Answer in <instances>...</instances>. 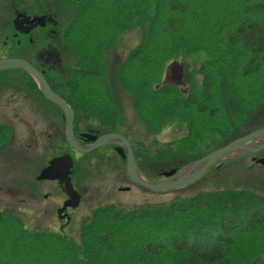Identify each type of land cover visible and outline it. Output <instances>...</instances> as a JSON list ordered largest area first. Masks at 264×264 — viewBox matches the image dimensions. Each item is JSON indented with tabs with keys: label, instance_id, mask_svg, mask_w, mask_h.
<instances>
[{
	"label": "trees",
	"instance_id": "obj_1",
	"mask_svg": "<svg viewBox=\"0 0 264 264\" xmlns=\"http://www.w3.org/2000/svg\"><path fill=\"white\" fill-rule=\"evenodd\" d=\"M73 3L78 13L66 33L73 35L76 57L69 75L72 96L80 105L99 111L101 107L104 113L111 109L103 64L104 46L111 37L102 39V30L108 28L107 21L119 31L131 29L136 26H132L135 14L146 21L141 8L147 0ZM161 14L168 17L161 30H156L160 19L152 25L149 21L150 28L143 33L145 46L129 54L118 79L152 121L186 123L187 135L176 150L189 153L207 126H216L212 120L223 109L218 98L231 96L249 115L264 101V0H169L167 11H158L156 18ZM219 39L223 47L245 55L234 68V75L246 79L240 88L228 83L224 68L228 49L223 55L216 49ZM200 50L209 51L212 59L207 63L213 67L207 64L197 70L199 92L187 66L183 83L190 87L185 94L175 85H161L169 60L180 52ZM193 201L132 212L100 207L81 229L79 249L62 236L30 233L17 217L0 212V264H264V197L227 190Z\"/></svg>",
	"mask_w": 264,
	"mask_h": 264
},
{
	"label": "rangeland",
	"instance_id": "obj_2",
	"mask_svg": "<svg viewBox=\"0 0 264 264\" xmlns=\"http://www.w3.org/2000/svg\"><path fill=\"white\" fill-rule=\"evenodd\" d=\"M40 1L41 7L45 6L46 12H50L54 25L41 30L40 39L35 44V48H31L27 40L26 46L28 45L27 48L34 61L36 59L34 54L37 50L40 52L39 55L43 52L52 54L50 57L44 56L45 59H49V63L56 55V58L54 57L56 64L38 63V65H42L46 71L43 76L53 93L72 106L70 107L75 117L74 136L87 132L98 138L106 134L122 137L131 146L137 168L151 183L164 182L166 180L164 174L179 171L207 154L264 128V101L258 105L252 115H249L245 113L248 112L247 110L244 113L241 112L235 99L224 95L223 101L216 98L218 107L221 104L223 106V109H219L221 112L216 113L217 117L212 120L216 122V126H207L193 152L182 153L176 149L180 147L177 142L179 144V140L187 135L186 123L177 119H168L164 122L152 121L145 112L143 104H139V108L136 97L123 89L118 79L121 65L131 52L145 46L143 33L149 30V21L152 25L154 20L160 19L161 22L156 30H161L163 21L168 17L166 14H161L156 18V13L164 9L167 11L169 0L161 3L159 0H147L146 6L141 8L142 16L146 21L135 14L136 19L132 26L135 24L136 26L126 31L111 27L112 23L107 21L106 28H108L102 30V39L109 36L111 41L104 46L103 64L111 97V100L108 99L107 102L111 109L102 113L101 107L99 111L97 108L80 105L72 96V87L69 82L70 71L76 64L75 53L72 49L74 41L71 42L73 35L66 36L67 28L76 18L78 9L73 0ZM175 18L182 17L176 16ZM242 18L240 16L239 20ZM50 31L56 34L55 43L52 38L55 35ZM77 31L78 28L74 32ZM0 42H4V39L2 38ZM48 46L51 47L48 48ZM216 49L222 53L228 48L223 47L219 39ZM213 50L215 52V49ZM209 54L208 50L194 53L180 52L166 63L161 85H175L185 94L190 87L183 83L184 66H187L193 73V88L199 92L201 76L197 74V70L200 66H207L209 59H212L208 56ZM228 54L224 65V68H227L228 83L236 87L243 86L246 79L243 81L240 75H234V68L241 65L245 55L230 49H228ZM220 61L217 60L218 66L221 64ZM208 67L213 66L208 64ZM217 82L222 83V80L217 78ZM25 84L26 104L29 105L30 99H34L39 104V108H36L38 110L33 114L41 118L40 125L34 134L25 132V144L30 148H23L25 152L20 160L11 159L12 155L9 153L0 155V212L17 217L26 231L30 233L62 236L68 238V242L75 246V249H79L78 237L81 229L91 221L93 213L100 207L116 206L124 212H132L148 206L167 208L176 203L187 204L193 200L197 201L202 194L227 190L264 197V166L251 163L252 157L243 155L242 158L220 163L208 169L199 180L183 188L154 192L130 180L126 170L125 153L122 152V156H118L114 149L109 148L110 146H101L85 155L71 149V158L66 157L69 161L67 170L70 173L69 186L63 182L65 181L63 173L67 165L63 171L55 167L58 159L53 160V158L59 153L54 147H50L55 142L58 145L56 149L66 151L64 143L66 140L64 141L62 137L66 129L65 116L58 107L50 105L41 94L37 95L36 89V92L28 89L30 85L34 88L37 86L27 75ZM25 115L27 116L28 112H25ZM33 137L37 138L38 143L35 148ZM62 143L65 145L60 146L59 144ZM254 158L263 159L264 150L257 152ZM61 163H64V159ZM46 165H49L51 173L41 179V169L47 167ZM67 187H72L71 189L80 198L76 208L68 212L70 220H66V217L61 219L57 215V208L61 207L66 197L69 199L66 194ZM254 208L260 207L254 205ZM62 215H65V211Z\"/></svg>",
	"mask_w": 264,
	"mask_h": 264
},
{
	"label": "flooded vegetation",
	"instance_id": "obj_3",
	"mask_svg": "<svg viewBox=\"0 0 264 264\" xmlns=\"http://www.w3.org/2000/svg\"><path fill=\"white\" fill-rule=\"evenodd\" d=\"M44 7L45 6L41 7L40 0H0V41L2 38L4 39V42H0V61H6V60L26 61L36 70L41 72L44 76L46 74L45 73L46 71L42 68V65H38V63H43L46 65L52 63L56 64L55 63L56 55H54L55 58L52 57L51 63H49V59L48 58L45 59L44 56L50 57L52 54L43 52L39 55L40 52L38 50H37L38 54L37 53L34 54V58H36L34 61L31 52L27 48L28 45L26 46V40H27L29 46L31 48H35L36 46L35 44L40 39L41 30H45L49 28L50 25L51 26L54 25L50 12H46ZM50 33L55 35V37L54 36L52 37L54 40L53 43H55L56 34L55 32L52 31H50ZM50 47L51 46H48V48ZM54 53L56 54V50L54 51ZM26 75L29 76L21 69L0 71V155H2L3 153H9L12 155L11 159L16 158L18 160L21 159L20 157L25 152L23 148L24 147L30 148L25 144V137H26L25 132H30L34 134L35 130L38 131L40 125V119H41V118H37V116L33 114L36 113V111L38 110L36 108H39L38 102H35L34 99L32 100L30 99L28 101L29 105H27L25 102ZM30 86H28V89H31L34 92H36L35 91L36 89L38 91L36 94L37 95L41 94L40 90L37 89L38 87L34 88V86L32 85L31 88ZM50 105L53 104L50 103ZM53 106L55 107V105ZM25 112H28L27 116L25 115ZM74 121H75V117H74ZM62 137L64 138L65 141L66 140L65 130L63 131ZM95 137L97 136L93 134H89L87 132H81L79 133V136H75L76 140L83 145H89L93 140V138ZM32 140L34 142L35 145L34 148H35L38 144L37 138L33 137ZM64 143L66 144L65 152H62V149H56L58 145H56L55 142H53L50 147H54L55 151H58L57 153H59V155L53 158V160L58 159V161L55 164V167L63 171L64 167L67 165L65 168V172L63 173V176L65 177V181L63 182L65 184H69L70 173L67 171L68 163H69L67 158L70 157L71 147L67 145L66 141ZM65 144L62 143L59 145L64 146ZM251 144L253 143H247L246 145H251ZM109 148L114 149L115 150L114 152L118 156H122V152H124L122 148L117 146H110ZM255 154H257V152L254 154H247L245 156L252 157L251 163H253L256 166H259L260 164H256L255 162V160H258L257 158H254ZM63 156L64 158H62ZM62 159H64L63 164L61 163ZM41 170H42L41 175L51 173V170L49 169V165ZM55 173H57L56 170ZM58 176L60 177V174H58ZM60 190L65 194V191L61 187ZM67 193H68V187L66 194ZM69 200L70 198L67 199L66 197L61 203V207L57 208L58 211L65 204L67 205V208L65 209L66 220L69 219L68 212L72 210L71 208L72 205Z\"/></svg>",
	"mask_w": 264,
	"mask_h": 264
},
{
	"label": "water",
	"instance_id": "obj_4",
	"mask_svg": "<svg viewBox=\"0 0 264 264\" xmlns=\"http://www.w3.org/2000/svg\"><path fill=\"white\" fill-rule=\"evenodd\" d=\"M21 69L28 74L37 84L42 97L49 103L57 106L64 114L66 121L65 139L67 144L77 153L88 154L101 146H118L122 148L126 154V170L130 180L139 186L154 192H162L166 190L180 189L191 183L199 180L208 169L219 165L220 163L240 158L243 155L254 154L264 150V128L253 132L247 136L233 141L225 147L213 151L203 158L184 166L179 171H171L164 174L166 180L159 183H151L137 168L132 149L130 145L120 136L117 135H103L99 138H94L91 145L85 146L77 142L73 133L74 114L70 107H68L60 98H58L49 87L48 83L43 77V74L29 65L26 61L6 60L0 61V71ZM247 143H253L246 145ZM256 164L264 165V158L255 160ZM48 174H42V177ZM39 178V179H40ZM69 185V184H67ZM70 186V185H69ZM72 188V187H71ZM68 187V196L71 202V208H76L79 203V196ZM67 208L65 204L57 211L58 217L65 218L62 215Z\"/></svg>",
	"mask_w": 264,
	"mask_h": 264
}]
</instances>
